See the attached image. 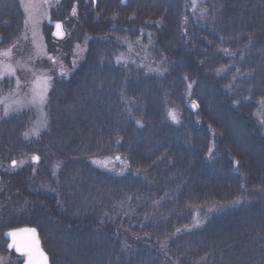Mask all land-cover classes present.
<instances>
[{"label":"trees","instance_id":"1","mask_svg":"<svg viewBox=\"0 0 264 264\" xmlns=\"http://www.w3.org/2000/svg\"><path fill=\"white\" fill-rule=\"evenodd\" d=\"M123 1L53 10L70 37L46 25L48 50L70 75L53 77L39 136L31 108L0 121L1 234L37 228L51 264H264V0ZM24 26L0 0V47ZM115 156L125 174L91 162Z\"/></svg>","mask_w":264,"mask_h":264},{"label":"rangeland","instance_id":"2","mask_svg":"<svg viewBox=\"0 0 264 264\" xmlns=\"http://www.w3.org/2000/svg\"><path fill=\"white\" fill-rule=\"evenodd\" d=\"M25 15V26L21 40L14 47H0V121L15 113L31 108L35 113V119L31 127L27 130V138H33L47 127L46 104L48 94L52 85V79L55 75H70V69L65 64L62 55L56 57L49 53L44 28L46 25H56L52 20V12L63 0H19ZM204 0H193L192 8H198ZM63 28L64 39L70 37V32ZM53 42L58 43L61 38ZM88 40L76 43L74 46L73 65L76 67L84 58ZM1 42V38H0ZM85 42V43H84ZM143 48L144 46L141 45ZM142 51V49H141ZM131 53V52H128ZM136 62L137 57L134 59ZM139 64L141 62H138ZM143 65V64H142ZM72 71V70H71ZM9 80L10 85H2ZM43 94V102L40 101V94ZM35 97V102L34 101ZM170 117L177 120V112L169 111ZM69 139H73L69 137ZM35 162V158L16 161L15 166H9L8 171H18L27 164ZM93 165L103 171L114 175H122L128 171V163L117 156L115 158L95 159L91 161ZM2 187V186H1ZM0 191H3V187ZM45 205L43 209L49 208ZM60 208V207H59ZM47 212V211H46ZM51 226V225H50ZM61 227V226H58ZM57 229V228H56ZM58 230V229H57ZM58 232V231H57ZM52 238L59 237V234H51ZM58 236V237H56ZM63 261L75 263L78 261L79 252L71 247L63 238L59 239ZM54 243V241L52 242ZM59 243V242H58ZM59 245V244H58ZM57 245V248H58ZM52 246V244H51ZM53 249L55 245L53 244ZM17 258L9 252L0 251V264H17Z\"/></svg>","mask_w":264,"mask_h":264},{"label":"water","instance_id":"3","mask_svg":"<svg viewBox=\"0 0 264 264\" xmlns=\"http://www.w3.org/2000/svg\"><path fill=\"white\" fill-rule=\"evenodd\" d=\"M124 4H126V1H124ZM27 230H35V231L34 233H32ZM11 233H16L17 235L15 237H12L10 235ZM6 239L9 240V244H8L9 249H12L14 247L16 253L20 255H25L23 264H29L28 250H29V246H32L33 244L35 245V248L38 249V251L33 252V259L37 261H42V257L39 255V253H43L44 257H46L47 259V264H51L49 255L42 246V241L39 232L36 228L25 227L19 230H12L9 232L8 235H6ZM18 248L20 250H17Z\"/></svg>","mask_w":264,"mask_h":264},{"label":"snow or ice","instance_id":"4","mask_svg":"<svg viewBox=\"0 0 264 264\" xmlns=\"http://www.w3.org/2000/svg\"><path fill=\"white\" fill-rule=\"evenodd\" d=\"M57 27L59 28L60 25H57ZM0 55H7V53H2ZM43 94H40V101L43 102ZM35 102V97H34V101ZM30 231L32 233H34L35 230H27ZM12 237H15L17 234L16 233H11L10 234ZM17 250H20L19 248ZM34 251H38V249L35 248V245L33 244L32 246H29V250H28V255H29V264H47V259L46 257H44L43 253H39V255L42 257V261H37L35 259H33V252Z\"/></svg>","mask_w":264,"mask_h":264},{"label":"flooded vegetation","instance_id":"5","mask_svg":"<svg viewBox=\"0 0 264 264\" xmlns=\"http://www.w3.org/2000/svg\"><path fill=\"white\" fill-rule=\"evenodd\" d=\"M6 172H8V170H6ZM1 180H2V175H1V173H0V182H1Z\"/></svg>","mask_w":264,"mask_h":264},{"label":"bare ground","instance_id":"6","mask_svg":"<svg viewBox=\"0 0 264 264\" xmlns=\"http://www.w3.org/2000/svg\"><path fill=\"white\" fill-rule=\"evenodd\" d=\"M47 105V104H46Z\"/></svg>","mask_w":264,"mask_h":264}]
</instances>
